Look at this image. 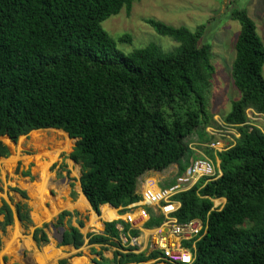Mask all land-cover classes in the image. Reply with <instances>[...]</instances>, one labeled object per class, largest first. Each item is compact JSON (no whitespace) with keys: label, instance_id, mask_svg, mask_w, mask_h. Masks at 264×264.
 <instances>
[{"label":"trees","instance_id":"16d2710c","mask_svg":"<svg viewBox=\"0 0 264 264\" xmlns=\"http://www.w3.org/2000/svg\"><path fill=\"white\" fill-rule=\"evenodd\" d=\"M135 1L0 0V137L20 142L19 148L27 141L23 137L32 133V141L50 132L39 130H61L78 140L67 158L81 166L82 191L99 216L104 205L119 209L140 202V179L147 173L175 166L176 177L162 187L174 185L197 159L192 145L206 146L214 160L208 145L216 137L208 129L221 128L209 110L215 68L211 47L201 43L205 27L192 32L149 21L179 46L165 52L150 45L128 57L102 24ZM233 19L242 27L233 67L240 98L224 123L241 137L217 155L218 179H202L175 198L181 204L178 222L202 220L208 226L193 264H264V132L247 113L252 109L264 116V43L246 11H237ZM10 157V148L0 141V159ZM219 199H226L221 210L214 207ZM149 212L147 227L161 226L164 217ZM0 214L6 216L4 227L13 224L8 205ZM18 214L21 222H31L20 207ZM67 217L72 214L62 213L57 225ZM120 224L125 235L139 236L121 221L106 223L104 234L91 235L89 244L119 250L112 262L99 253L95 264L159 258V251L146 257L135 253L137 247L125 248ZM49 226L35 231L39 246L49 243ZM84 244L79 229L65 232L62 246L81 249Z\"/></svg>","mask_w":264,"mask_h":264},{"label":"crops","instance_id":"0c3cea01","mask_svg":"<svg viewBox=\"0 0 264 264\" xmlns=\"http://www.w3.org/2000/svg\"><path fill=\"white\" fill-rule=\"evenodd\" d=\"M39 131L58 132L61 130L50 129ZM31 134L29 136H31ZM3 138L4 137H0V141L10 148V158H12L14 145H18V143H13L12 141L6 143ZM77 141L78 140H76V142ZM28 146L31 148V144ZM32 149L36 154L33 158L36 161V166H24V163L19 162L21 159H18V154L15 155L16 157L14 160H11L10 158L0 159L3 163L7 160L13 162L5 164L8 165L10 169L12 168V174L17 178L16 184L9 182L8 185H4L2 180L4 169H2V166L0 167V179L2 181V192L0 191V210L3 208L4 204L8 205L12 210L14 221L12 225L4 227L3 224L5 223L6 216L5 214H0V244L2 252L13 254L16 252L18 246L19 248L23 247V238H25L32 249V261H37L38 258H41L45 264H95L94 260L101 261L99 253H102L107 261L112 262L114 260V253L119 250L117 247L111 245H90L89 240L91 235H103L105 232V224L115 221H121L126 225H129L131 228L130 230L138 231L140 233L136 238L131 237L130 233L125 235L123 233L124 226L121 224L118 225V229L121 231L122 245L125 246V248L137 247L138 249L135 253L138 255L145 254L146 257L157 251L152 236L154 230L158 227L152 229L147 227L151 219L145 225L142 226L139 224V226H137L126 221V216L129 213L128 207L115 209L111 205H104L101 207L100 216L93 210L82 191L80 183L82 168L73 160L67 158L73 150L68 155L64 153L66 155L65 158L57 154L55 149H51L49 150V153L54 156V159L49 157L37 159L36 157H38L39 153L36 149ZM192 149L196 152L197 159L207 157V155L201 153L197 147H193ZM62 159H65V161H62ZM213 161L218 171H220V160L218 159V156H216ZM49 164H51V166L40 174L39 167H45ZM6 165L4 166L5 168ZM177 173L178 168L175 166L163 173H147L140 179L139 189L142 190L141 186L145 179H151L157 183L159 188H163L162 186H165L174 180ZM9 176H11V174ZM41 177L43 181L41 185H43V187L36 185L40 182ZM218 202L219 204H217ZM225 204L226 199L214 200L215 209L221 210ZM19 207L21 208L22 214L29 215L31 222L20 221L18 214ZM147 210L150 216L151 213L149 211L160 215L159 210L155 207H148ZM64 212L71 213L72 217H67L63 225L58 226L59 216ZM80 222L84 223L83 227H80ZM47 224L50 226L45 229V233L48 236L49 243L47 245L39 246L34 240V233L37 229H42L44 225ZM71 227L79 229L84 236L85 244L81 249H76L73 246H62L64 241L63 239L61 242L62 233L65 234V232L69 231ZM57 230L60 231V238L58 239L55 235ZM114 243H118V240H114ZM124 253H128V250ZM58 254H60V257ZM65 255H68V257H64ZM160 257L161 255L156 260L141 264H158L159 261L163 264H167L160 260Z\"/></svg>","mask_w":264,"mask_h":264},{"label":"rangeland","instance_id":"374dc122","mask_svg":"<svg viewBox=\"0 0 264 264\" xmlns=\"http://www.w3.org/2000/svg\"><path fill=\"white\" fill-rule=\"evenodd\" d=\"M237 11L248 13L264 43V0H136L130 10L124 8L120 14L112 16L102 26L115 40L117 48L128 57L150 45H157L165 52H172L179 46L173 39L159 35L148 23L149 21L160 22L173 28L184 27L192 32L205 27L201 43L211 47L212 64L215 68L212 88L208 95L209 110L214 120L224 125V118L232 112L234 102L240 98L233 80V67L237 57L236 42L242 30L241 24L233 19V14ZM252 123L264 130V120L257 119ZM54 137H61L66 140L65 142L71 143L69 151L61 152V156L65 155L64 153L70 154L76 146V140H70L61 132L50 131L44 136L35 137L32 141L29 139L30 136L27 137L28 141H24L21 148L14 145L12 157L18 154V159H21L18 161L24 163V166H36V161L33 159L36 155L32 149L34 148L39 153L37 159L42 157L54 159L49 153L54 145L48 144H55L57 138L56 141L50 140L47 145H41L37 141L39 138ZM30 144L31 148L28 146ZM192 147H197L201 153H206V146L199 148L197 145H192ZM206 155L210 157L208 153ZM5 163L13 162L7 160ZM5 163L0 161V167L4 169L2 174L4 185H8L9 182L16 184L17 178L13 176L12 168L10 169ZM50 166L51 164L39 167L40 174ZM42 182L41 177L36 185L43 187ZM55 235L57 239L60 238V231L57 230ZM23 241V247L18 246L13 254L2 252L0 244V264H45L41 258L32 261V249L25 238ZM36 253L38 254L37 251ZM58 256L60 257V254ZM158 264L163 263L159 261Z\"/></svg>","mask_w":264,"mask_h":264},{"label":"built area","instance_id":"2783aa9c","mask_svg":"<svg viewBox=\"0 0 264 264\" xmlns=\"http://www.w3.org/2000/svg\"><path fill=\"white\" fill-rule=\"evenodd\" d=\"M247 113L252 125H254L252 121L264 120L263 115L255 113L252 109ZM219 125L220 129H208V132L216 137L208 145L216 156L232 148L241 137L235 127L225 123ZM220 176L221 171H218L214 161L202 157L193 161L186 173L178 177L175 184L168 188H159L153 180L145 179L139 192L141 201L128 206L126 221L143 226L151 219L147 208L155 207L165 219L164 223L154 230L152 236L155 248L161 253L160 260L167 264H193L196 244L205 236L208 226L202 220H192L184 224L178 222L175 214L181 204L175 198L193 189L202 179H218Z\"/></svg>","mask_w":264,"mask_h":264},{"label":"bare ground","instance_id":"6f19581e","mask_svg":"<svg viewBox=\"0 0 264 264\" xmlns=\"http://www.w3.org/2000/svg\"><path fill=\"white\" fill-rule=\"evenodd\" d=\"M56 132V131H55ZM56 138H57V141H56ZM60 139H62L61 137H54V138H46V139H43V138H39L37 141L42 145H47L50 140H54L56 141L55 144L53 143H50L48 145H54L51 149H55L57 154H61V152H66V151H69L70 147H71V143L69 142H65V141H61ZM63 140V139H62ZM58 145V146H57ZM40 147H43V146H40Z\"/></svg>","mask_w":264,"mask_h":264},{"label":"water","instance_id":"95a60500","mask_svg":"<svg viewBox=\"0 0 264 264\" xmlns=\"http://www.w3.org/2000/svg\"><path fill=\"white\" fill-rule=\"evenodd\" d=\"M63 239H64V233H62L61 242L63 241Z\"/></svg>","mask_w":264,"mask_h":264}]
</instances>
